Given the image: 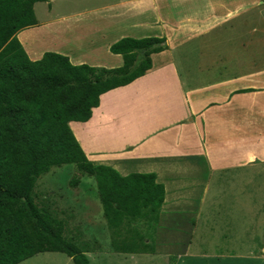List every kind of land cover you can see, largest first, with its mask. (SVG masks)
<instances>
[{
  "label": "crops",
  "instance_id": "obj_1",
  "mask_svg": "<svg viewBox=\"0 0 264 264\" xmlns=\"http://www.w3.org/2000/svg\"><path fill=\"white\" fill-rule=\"evenodd\" d=\"M253 3L103 0L86 10L50 8L55 17L18 33L33 61L53 51L109 69L123 65L110 51L123 37L167 38L169 49L152 56L143 77L103 94L89 121L70 122L90 161L123 176L154 173L165 186L159 222L149 227L155 253L161 239L174 250L185 220L210 212L197 202H206L212 178L264 166V62L255 52L264 31L248 16ZM233 21L232 39L216 34ZM196 223L190 229L199 234Z\"/></svg>",
  "mask_w": 264,
  "mask_h": 264
},
{
  "label": "trees",
  "instance_id": "obj_2",
  "mask_svg": "<svg viewBox=\"0 0 264 264\" xmlns=\"http://www.w3.org/2000/svg\"><path fill=\"white\" fill-rule=\"evenodd\" d=\"M46 1L0 0V264L46 252L91 264L92 244L68 237L66 222L36 200L38 180L64 165L96 180L115 252L153 253L147 228L159 222L165 186L154 173L123 176L90 161L70 122L89 121L103 94L143 77L152 56L169 49L167 38L123 37L110 48L123 58L118 68L74 65L53 51L33 61L18 33L38 25L35 4Z\"/></svg>",
  "mask_w": 264,
  "mask_h": 264
},
{
  "label": "rangeland",
  "instance_id": "obj_3",
  "mask_svg": "<svg viewBox=\"0 0 264 264\" xmlns=\"http://www.w3.org/2000/svg\"><path fill=\"white\" fill-rule=\"evenodd\" d=\"M252 1L254 3L250 8L254 10L250 9L251 15L248 16L253 24L264 31V0H223L233 7L236 3L241 6L243 2ZM102 4L103 0H47L36 3L35 12L38 19L45 21L56 15L53 11L49 12L50 8L86 10ZM233 24L234 21L220 27L216 34H222L224 39L228 36L232 39L230 25ZM209 37H213V33ZM260 38L259 44V37L256 36L255 41L259 46L255 47V52L259 48L264 62V32ZM232 171L235 173L222 175V181L220 178L218 180V176L210 180L212 187L207 190L206 202L202 205L200 201L197 202L200 211L208 208L210 212L203 213L199 218H191L193 222L190 223L185 220L189 229L184 231L181 243L172 245L175 251L168 246V239H161L163 242L157 246V253L135 255L115 252L112 234L98 198L97 182L93 177L83 176L72 165L53 168L42 176L36 186V200L39 205L45 203L66 222L68 237L92 244L87 253L91 264H264V166ZM206 175L203 176L204 181ZM74 177L82 180L81 184L72 186L70 182ZM219 186L222 189H218ZM199 189L196 193L202 194ZM214 196L218 201L216 210L221 212L219 215L211 207ZM196 220L201 227L199 234L190 229ZM183 242L191 243V246L187 247ZM20 264L74 263L66 254L46 252Z\"/></svg>",
  "mask_w": 264,
  "mask_h": 264
}]
</instances>
